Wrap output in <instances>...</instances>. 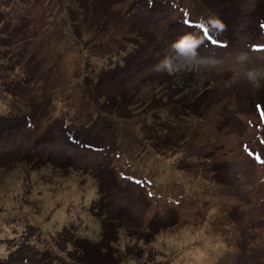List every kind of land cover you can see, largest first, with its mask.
Segmentation results:
<instances>
[{
    "label": "rangeland",
    "instance_id": "obj_1",
    "mask_svg": "<svg viewBox=\"0 0 264 264\" xmlns=\"http://www.w3.org/2000/svg\"><path fill=\"white\" fill-rule=\"evenodd\" d=\"M262 22L264 0H0V240L13 264H264ZM137 37L140 56L120 52ZM164 72L201 106L165 116L181 146L144 152L165 129L152 119ZM117 95L127 109L102 120Z\"/></svg>",
    "mask_w": 264,
    "mask_h": 264
},
{
    "label": "trees",
    "instance_id": "obj_2",
    "mask_svg": "<svg viewBox=\"0 0 264 264\" xmlns=\"http://www.w3.org/2000/svg\"><path fill=\"white\" fill-rule=\"evenodd\" d=\"M70 11L72 13L75 12L73 7L70 8ZM199 22L200 21H195L194 23H199ZM200 24H201V26H203L202 28H200V32L206 34L207 33L206 31L210 30V29L204 27L205 23L203 21ZM260 25H261V28H262L261 29L262 32H264V23L262 22ZM78 27L79 26H75L74 27V31L77 30ZM220 32L224 33L226 31H220ZM137 39L139 41H137L136 43H133V41H131V42H125L124 44H122V47L119 48L120 52L125 53V56H126V54L127 55L128 54L133 55L135 53H137V56H140L142 51H143L142 50L143 47L140 44V42L142 40L139 39L138 37H137ZM129 46L132 49H129ZM26 48H27V45L24 48L22 46L19 47L18 51L21 54L20 58H21V56H24L23 52L26 50ZM127 49H129V50H127ZM124 50H127V51H124ZM18 58H19V56H18ZM130 64L131 63L125 61L124 66L130 65ZM164 74L165 75H163V76H164L165 79L167 78L166 81L168 83V85L164 86L165 89H163V90H165V94H164L165 95V97H164L165 98V100H164L165 102H163V104L160 105V106H158L156 104L153 106L154 107V112H156V113H154V116H153L152 119L155 120L154 121L155 123H159L160 122L157 125H160L161 123L164 124L165 129L163 130L162 134H159L158 131H155L153 134L148 136V139L146 138V141H149V142H148V146L146 147V149H144V152H149L150 151V152H158V153H162V154H170L171 151L168 148V146H173V147L181 146V144H182L181 142L183 141V138L182 139L180 137L174 138L173 135H171L172 134V130H173L172 129V125H171L172 120L166 119L165 116L167 114H171L172 115L171 117H174V118L179 119L181 121H183V120H187L188 121V120H190V118L194 117V115L198 113V108L201 106V103H199V102H197L198 104L194 103L193 102L194 99L193 100L190 99L187 96L186 93H183V91L175 89L177 87L176 86L174 87V85L170 84V82H169V78L170 77L172 78V76L168 72H164ZM6 80H8V79H5L3 81V83H2L4 86H6V84H7ZM11 84L12 83L10 81H8V87H9L8 90L5 89L6 91L2 90V92L5 91V92L9 93V91L11 90V87H10ZM201 94H202V92L198 93V95H201ZM124 97H125V95L124 96L117 95L116 97L114 96L113 98L110 96L106 100L102 101L103 103L106 104V106H110V107H106L105 108L102 105H100L101 107L99 109V112H100L101 118H104L102 120L108 121V119H107L108 116L115 117L113 114H109L107 112H112V113L116 114L115 111L119 113L120 111H123V110L127 109V107H128L127 105L129 103L127 104L125 102L126 98H124ZM261 106H262V108H260L261 109L260 111L263 112L262 116H264V105L262 104ZM159 111L164 112V115H161L159 113ZM146 117L149 118V116H145L144 115L142 120L143 121L146 120ZM4 119H5V116L4 115H0V127L4 125V123H2L4 121ZM164 119H166V120H164ZM149 127L150 126L148 125V128ZM155 127H156V125H154L153 129ZM0 132H2V131H0ZM142 152L143 151L141 150V153ZM146 159H148V158H146ZM142 160H144V159H142ZM145 162H147V160L142 161V163H140L139 160H138L137 163L135 164V166L143 165L144 167L147 168V165H146ZM130 181L131 182H135L137 184L143 182L142 185H143V187H146V189L147 188L149 189V187H151L152 184H153L152 180L149 177H147V176L130 175ZM149 192H151V191H149ZM76 238H78V241H81V240L84 241L83 238H80V237H76ZM30 241L28 240V242H30ZM3 242H4V239L3 240L1 239L0 240V251H1V253H0V264H6V263L7 264H13V262L15 261V259H14L15 256L13 255L14 253L10 252L9 249H5L4 248L5 243H3ZM17 245H18V243H17ZM17 245H16V248H17ZM13 248H15V247H13ZM13 248H11V249H13ZM107 256H109V255H107ZM105 260L109 261V259L107 257H106Z\"/></svg>",
    "mask_w": 264,
    "mask_h": 264
},
{
    "label": "clouds",
    "instance_id": "obj_3",
    "mask_svg": "<svg viewBox=\"0 0 264 264\" xmlns=\"http://www.w3.org/2000/svg\"><path fill=\"white\" fill-rule=\"evenodd\" d=\"M172 47L174 49H176L177 52L180 53V54H184V53L190 52V51L192 52V54H194V51H192V49L189 46H187L185 43H183V40L175 42L172 45ZM159 68L160 69H167V70L171 71L169 60L168 59L163 60L160 63Z\"/></svg>",
    "mask_w": 264,
    "mask_h": 264
}]
</instances>
